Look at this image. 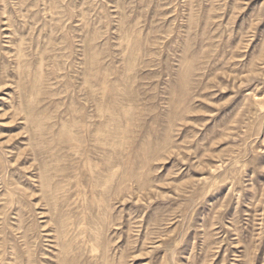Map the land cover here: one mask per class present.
Masks as SVG:
<instances>
[{"label":"rangeland","instance_id":"374dc122","mask_svg":"<svg viewBox=\"0 0 264 264\" xmlns=\"http://www.w3.org/2000/svg\"><path fill=\"white\" fill-rule=\"evenodd\" d=\"M0 264H264V0H0Z\"/></svg>","mask_w":264,"mask_h":264}]
</instances>
